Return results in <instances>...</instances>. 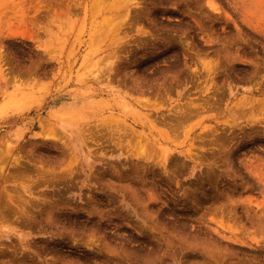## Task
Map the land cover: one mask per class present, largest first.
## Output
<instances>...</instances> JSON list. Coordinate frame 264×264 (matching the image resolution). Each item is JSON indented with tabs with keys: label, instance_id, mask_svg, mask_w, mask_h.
I'll return each instance as SVG.
<instances>
[{
	"label": "rangeland",
	"instance_id": "obj_1",
	"mask_svg": "<svg viewBox=\"0 0 264 264\" xmlns=\"http://www.w3.org/2000/svg\"><path fill=\"white\" fill-rule=\"evenodd\" d=\"M0 264H264V0H0Z\"/></svg>",
	"mask_w": 264,
	"mask_h": 264
}]
</instances>
